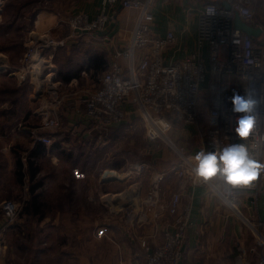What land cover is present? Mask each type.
Returning <instances> with one entry per match:
<instances>
[{
	"label": "built area",
	"instance_id": "built-area-1",
	"mask_svg": "<svg viewBox=\"0 0 264 264\" xmlns=\"http://www.w3.org/2000/svg\"><path fill=\"white\" fill-rule=\"evenodd\" d=\"M156 1L101 0L94 17L85 11H75L66 20L69 33L65 39L56 40L48 33L42 35L39 43L34 45L35 51L29 52L27 57L30 56L32 61L37 56L36 64L31 65L33 69L43 63L44 68L39 66L37 69L43 82L39 88L51 103L47 101L41 108L47 115L52 111L57 114L58 124L54 127L60 123L58 108L65 105L66 98L71 95L75 101L67 109L92 124L96 132L106 134L109 128L126 123L133 108V113L145 124L147 140L152 144L159 140L172 151L174 161L166 170L156 171L145 164L153 170L147 193L142 196L133 190L129 202L114 214L126 227L125 232L136 239V228H154L151 237L161 241L151 244L144 240L141 243L138 255L145 264H183L185 245L194 225L192 202L186 197L197 187L209 188L241 217L243 213L237 205L240 195L250 197L253 203L264 197V170L244 186L230 188L219 175L203 180L192 171L191 157L196 153L170 136L176 123L193 126L197 129V153L219 152L228 144L245 143L253 157L264 163V0H187L190 3L187 2L189 5L184 7V12L196 17L198 50L179 60L169 57V51L178 43L176 31L168 29L163 35L156 33ZM170 2L160 1L162 4ZM120 8L137 11L127 45L114 47L108 54L107 69L96 85L93 83L92 89L81 88L76 79L69 85V92L60 91L62 84L53 77V54L46 59L44 51L54 52L69 41L84 38L110 41L106 32L111 25L115 27ZM237 13L242 21L262 30L259 38L235 27ZM205 48L206 58L203 55ZM43 71H48L45 77L41 75ZM245 90L251 91L258 103L251 113L254 115L253 130L248 137L241 138L235 128L237 117L244 113L232 110L231 97L234 92L243 94ZM47 129L44 124L33 130V134L37 142L50 147L55 137L40 133ZM142 167L144 165H139L136 173L141 174ZM170 173L178 182L172 193L162 185ZM0 210L5 223L3 228L18 224L22 212L19 202L3 201ZM95 236L101 239L107 234L100 231ZM238 248L243 256L242 264H252L248 255L256 253L257 248ZM258 264H264L262 253Z\"/></svg>",
	"mask_w": 264,
	"mask_h": 264
},
{
	"label": "crops",
	"instance_id": "crops-1",
	"mask_svg": "<svg viewBox=\"0 0 264 264\" xmlns=\"http://www.w3.org/2000/svg\"><path fill=\"white\" fill-rule=\"evenodd\" d=\"M100 1L101 0L98 1L96 9H90V7H88L89 11L86 12L85 10V12L92 17L96 16ZM28 5L29 3H25L17 16L14 15V12L9 11L11 9L8 7L5 11H2L0 20L1 34L14 35L26 33V35L29 36H42L48 33L56 40L66 38L69 33L68 27L65 24L66 21L59 17L57 13L47 10L28 12ZM156 6L159 5L156 4ZM156 6L155 11L157 12L156 18L158 22V26H155L156 33L163 35L168 29H174L178 36L177 46L169 51V57L172 56L174 59L179 60L188 54L197 52V24L195 15L187 14L184 10L181 12V8L177 7L171 8V10L170 8H166L167 11H163L162 9L156 8ZM118 12L119 15L115 27L112 28L111 25L106 32L111 39L110 41H104L101 38H84L83 40L69 41L66 46L60 47L53 52L54 65H56V67L58 66L55 61L57 56H65L66 61L70 64V68L72 66V70L68 71L77 72L81 70V68L83 69V66H86V61L96 54L103 55L108 65V54L113 48H124L127 45L137 16V11L133 9L120 8ZM103 36L104 35L101 37ZM86 50L90 53L83 58L79 66L74 68L73 63L78 61L73 60H76L78 57L77 55L81 53V51L84 52ZM203 55L204 58H206V48L204 49ZM123 63L124 65L126 64L125 61ZM105 70L104 68H92V70L89 71H81L80 75L82 82L85 81V83L93 84L95 79L101 76ZM61 74L62 72L60 70V77ZM58 79L56 80L63 84L61 82L62 80L60 81ZM78 80L79 79H77V81ZM75 81L76 78H73L66 85L73 84ZM78 83L81 85L80 81H78ZM73 113L74 112H71L72 117L74 116L75 118L76 116V119L80 121L81 116L79 117V115ZM133 115H135V113H133V108H131L130 116L132 117ZM131 117H129V122H131ZM77 123H74V125L69 123L65 129L60 130L58 132L59 134L54 136L57 142H54L50 147L32 138L25 139L12 135L14 134V132H11L14 123L8 128V132L12 133L10 134L12 137H10L9 141L4 145L9 148L0 154V202L4 200V194L9 193L6 188L7 183L5 182L9 177L17 176L21 182L26 175L30 183L35 182V184L30 187L29 192L21 193V200L18 199L19 201H17L12 199L14 196L11 197L12 200L22 205L23 211L25 208H28L27 211L29 213L25 212L24 215L28 226L29 223H35V226L39 227L40 238L36 241L32 240V247L29 246L28 249L32 250V252L36 250V253L29 256L28 259H36L38 262H42V260L45 259L46 261L53 259L55 264H145L138 255L140 253L141 243L147 241L153 244L161 240H154L151 237L154 231L152 226L136 228L134 232L137 233V239L135 236L128 235L125 232L126 227L119 223L118 217L114 214L118 212L114 208L121 210L124 207V202H118L120 199L117 198V200H115L111 195L120 194L121 196L123 194H128L130 198L134 192L129 189H132L135 185L136 187L134 186L135 188L133 190L138 191V193L143 196L147 193L150 186L151 175L148 176L144 173L138 174L136 172H132L130 175H128L129 172L120 173L126 174L123 180L135 179L136 181L129 189H127V186L125 188V182L121 184L124 187L118 188V190L112 183L121 181L120 179L122 178L109 176V172L107 171L98 178V184L92 186L88 180L92 179L93 172L90 174L89 172H84V166L81 167L83 172H75L74 177L64 178L62 181L57 180L59 183L57 186L53 178L49 177L45 180V176H41V174L38 176L36 173L35 177L32 179L30 169L26 167L31 152L36 150L37 145L41 143L45 148L41 156L50 158L53 164L58 165L60 162H71L72 164L75 163L74 168H79L78 165L82 163L84 159V156L79 154V148H87V151L92 150L95 146V141L93 142L91 138L85 141L84 138L90 136L87 133L85 136L82 132H85L89 126H87L85 122H81L82 124ZM122 125L109 128L106 133L109 134L116 129L115 127ZM129 127L132 128L133 126L130 124L127 129ZM88 131L90 132L92 130L89 129ZM173 131L174 134H172ZM170 136L179 145L186 146L190 152L197 153L198 141L197 129L195 127L176 123ZM96 137H99V135L95 134V138ZM193 140L196 141V147L193 145ZM86 153V158H88L89 152ZM164 156V152L158 151V153H154V158L149 163L153 164L151 166L155 167L157 163L156 160L161 158L162 161ZM168 159L172 162L174 158L171 156L170 158L168 157ZM38 160L40 163V156L36 157V161ZM19 161H21L22 164V175L17 174V171L20 172ZM84 162L88 164L87 159ZM169 167V164L166 168L162 166L161 168L163 169L160 171L166 170ZM13 182L15 183L14 180ZM162 185L168 193L174 192L178 187L176 176L170 173L165 178ZM15 186L11 188L14 189ZM12 192V194H15L14 191ZM100 194L102 199L101 203L104 205L105 211L95 213L93 212L95 210L93 207H95L94 205H96L97 202H95L96 200L93 195ZM82 195L87 197H80ZM15 197L20 198L19 192H17ZM106 198L108 200H106ZM186 199L192 202L194 225L189 232L188 240L185 245L183 264H242L243 256L240 260L232 258L234 248L236 246H242L248 249L254 247L253 241L248 242L250 240V235L242 223L244 222L247 226L249 223L248 220L253 217L254 221H259L264 225V197H261L256 203H253L250 197L240 195L237 205L243 213V217L235 213L225 202L219 200L210 189L205 186L197 187ZM32 201H36L34 205L37 213L33 211L32 207L34 206L32 205ZM88 201L91 203V209H89L90 213L86 207ZM46 211H52L53 213H47ZM240 218L242 219L241 221ZM83 222L87 223V228H84L86 233L80 236L79 233L82 229ZM4 224V219L0 210V264H13L10 260V256L13 257L12 252L17 242V239H15L17 231L14 227L22 224L21 216L18 224L14 226L3 228ZM23 230L24 225L22 231ZM100 231H105L107 236L101 239L96 238L94 233ZM48 244L52 245L49 246ZM254 257V253L249 254V261H251L252 264H258V256H256V258ZM33 262L34 261L26 262L25 264H32Z\"/></svg>",
	"mask_w": 264,
	"mask_h": 264
},
{
	"label": "rangeland",
	"instance_id": "rangeland-1",
	"mask_svg": "<svg viewBox=\"0 0 264 264\" xmlns=\"http://www.w3.org/2000/svg\"><path fill=\"white\" fill-rule=\"evenodd\" d=\"M98 1L99 0H17L18 3H29L27 7L28 12L42 10L52 11L57 13L58 16L65 21L77 10H86V12H88V7H90V9H96L98 6ZM160 1L161 0H157L155 2V6L156 4H158L159 6H156V8L162 9L163 11H167L166 8H170L171 10V8L177 7L181 8V12H183L184 7L189 5L186 4L187 0H171L169 4L159 3ZM7 4L8 2H6V0H0V20L2 11H5L7 9ZM9 11L13 12L12 10ZM155 13L157 12L155 11ZM156 23L158 26V22ZM40 37L41 36L39 35L29 36L26 35V33L14 35H6L0 33V154L8 150L9 147L4 144L9 141V138L12 137V135L23 137L25 139L32 138L34 140L35 135L33 134V130L39 127L42 128L44 124H46L48 126V131H41L40 133L51 135L53 137L59 134L58 132L60 130L65 129L66 126L69 125V123H72L74 125V123L77 122L80 124H82L81 122H85L89 127L85 130V132L82 133L85 136L87 133L90 137H86L84 139L85 141H87V139L89 138L93 139L92 141H95V146L92 150L89 151H87V148H79V154H81V156H84V159L82 160L83 162L78 165L79 168H74L75 163L72 164L71 162H60L58 163V165H55L52 163V160L50 158H46V156H40V163L39 160L36 163L38 176L40 174L41 176H45V180L51 177L55 180V185L58 186V181H62L64 178L74 177L75 172H83L81 167L85 166L84 172H89V174L93 172L92 179L88 180L90 181V185L93 186L94 184H98V178L102 176V174L104 175V172L107 171L109 172V176L122 178L120 179L121 181H115L112 183L116 189L123 188L124 186L121 184H124L125 182V188L127 186V189H129L135 184L136 180H123L126 174L120 173L129 171L137 172L138 166L144 165L141 170L143 171L142 173L148 176L152 175L153 170L151 169V167H148L145 164H148L150 166L153 165L149 162L154 158V153L156 154L158 153V151L164 152L165 156L164 158H162V161L161 158L159 160H156L157 163L155 167L152 166L156 171H160L161 169H163L161 168L162 166L166 168L168 164L171 165V163H173L168 159V157H173V153L164 143L157 140L154 144H152L147 140L145 124L136 113L132 117L130 116L132 118L131 122L127 121L128 123H124V125L122 126L115 127L116 129H114V131H112L111 133H96L97 130L92 127V124H88V121H85L83 118H81V120L79 121V119H76V116L75 118L74 116L72 117L71 110L67 109V106L70 107V104L75 100L70 95L68 98H66L68 99V101L65 103V105L58 108L57 112L60 123L59 126L54 127V125L58 124L56 123L57 114L52 111L50 115H47L44 113V111H42L41 108L47 105V101L51 103L50 100H46L44 98L42 90L39 88L40 84H43V82H41V77L38 76L37 69L39 68V66H43V63L37 65V67L33 69L31 65L36 64L35 62L37 60V56L35 55L32 61L30 60V56L29 58L27 57L29 52L35 51V49H33L35 47L34 45L35 43H39V40L41 39ZM50 37L54 38L52 35H50ZM89 53L90 52L88 50L84 52L81 51V53L77 55L78 57L76 58V60H73L78 61L73 63L74 68L79 66L82 63L83 58L88 56ZM51 54H53V52L50 50L44 51L46 59H48L49 55ZM55 61L57 62L60 69L58 68V66H54V78L58 79L60 77V70L62 73H65L68 70H72V66L70 68V64L66 61L65 56H57L55 58ZM47 72L48 71H43L41 75L45 77L47 75ZM98 78H100V76L95 79L94 84L97 83ZM80 82L81 85L79 86L84 89H92L96 85L92 83H85V81L82 82V79L80 80ZM46 83L47 81L44 84ZM70 89L71 87H69V85H66L65 83H63L59 87V90L64 93L69 92ZM52 107L53 105L51 106V108ZM44 117H46V120H44ZM13 123V130L11 132H14V134L8 132V128H10ZM130 124L133 127H129L127 129ZM89 129H91L92 131L89 132ZM95 134L99 135V137L95 138ZM172 134H174V131L172 132ZM55 140L56 139H54V142H57ZM193 145H195L196 147L195 140H193ZM86 152H89L88 158H86ZM86 159L88 160V164L84 162ZM26 167L28 169V163ZM17 174L22 175V173H19V171H17ZM13 180L15 181V183L13 182ZM5 182L7 183L6 188L9 193L4 194L5 197L2 201H6L5 199H15L17 201L21 200V193L29 192L30 187L35 184V182L30 183L29 178L26 175L21 182L19 181V177L17 176L9 177ZM11 185L16 186L14 187V189H12ZM134 186L129 190L133 191V189L136 187ZM12 191H14L15 194H12ZM17 192H19L20 198L15 197L17 195ZM13 196L14 198L11 199V197ZM93 196L96 200L95 202H97V204L94 205L95 207H93L95 209L93 212L96 213L105 211V207L101 203V194ZM80 197L86 198L87 196L82 195ZM128 198V194H123L122 196H120V200H118V202L123 201L124 204H127V202H129ZM86 207L88 208V212L90 213L89 209H91V203L89 201L86 204ZM114 209L116 211L120 210L116 208ZM52 211L46 212L53 213ZM22 213L23 209L20 215L22 224L16 225L14 227L17 231V235L15 237V239H17V242L15 243V248L12 252L13 257L10 256V260L13 262V264H25L26 262L30 261H34L32 264H55L53 259L48 261H46L45 259L42 260V262H38V260L36 259H28L29 256H32L36 253V250L32 252V250L28 249L29 246L32 247V240L36 241L40 238L39 227L35 226V223H29L28 226V223H26V218ZM241 220L242 219L240 218V221ZM248 222L250 226L248 224L247 226L249 227H247L244 222L242 224L247 229V232L250 235V240L248 242L253 241L254 247L257 248L256 253H254V258L258 256L259 260L260 253L264 255V243L262 242V240L264 239V225H261L259 221H254L253 217L250 218ZM86 224V222H83L82 229L79 233L80 236L86 233V230H84V228H87ZM251 224L254 226H252ZM23 225L25 231H22ZM96 234L97 232L94 233V235ZM260 243L262 245H259ZM48 245L50 246L52 244Z\"/></svg>",
	"mask_w": 264,
	"mask_h": 264
},
{
	"label": "clouds",
	"instance_id": "clouds-1",
	"mask_svg": "<svg viewBox=\"0 0 264 264\" xmlns=\"http://www.w3.org/2000/svg\"><path fill=\"white\" fill-rule=\"evenodd\" d=\"M234 112H242L237 117L235 131L241 138L250 135L254 127L253 110L258 103L251 91L245 90L243 94L234 92L231 97ZM195 176L209 180L219 175L224 183L231 187L248 185L264 170V163L253 157L249 146L245 143H231L224 146L219 152L200 151L191 157Z\"/></svg>",
	"mask_w": 264,
	"mask_h": 264
},
{
	"label": "trees",
	"instance_id": "trees-1",
	"mask_svg": "<svg viewBox=\"0 0 264 264\" xmlns=\"http://www.w3.org/2000/svg\"><path fill=\"white\" fill-rule=\"evenodd\" d=\"M6 2H8L6 8L7 7L10 8L14 12V15H16V16L19 14V11H21V9L25 5V3H22V2L18 3L17 0H6ZM12 8H14V9H12ZM261 39L263 40V38H261ZM106 67H107V64L105 62V59H104L103 55L96 54L93 57H90L86 61V66L85 67L83 66V69L81 68V70H78L77 72L68 71V72L62 73L61 77H59L58 80H60V81L62 80L61 82L65 83V84H67L73 78L79 79L78 81H80V79H81L80 72L81 71H83V70L89 71V70H92V68L93 69L94 68L95 69L104 68V70H105ZM44 149H45L44 146L40 143V144L37 145V149L31 152V156H30V158L28 160V164H29L30 173L32 175L31 176L32 179L35 177V175L37 173L36 157L41 156L43 154V152H44ZM21 167H22V164H21V161H19V168H20V172L19 173H21ZM32 189H34V188H32ZM34 204H36V201H32V205L34 206L32 208H33V211L35 213H37V210H35V205ZM27 209L28 208H25V210L22 213L23 215H25V212L29 213L27 211Z\"/></svg>",
	"mask_w": 264,
	"mask_h": 264
},
{
	"label": "water",
	"instance_id": "water-1",
	"mask_svg": "<svg viewBox=\"0 0 264 264\" xmlns=\"http://www.w3.org/2000/svg\"><path fill=\"white\" fill-rule=\"evenodd\" d=\"M224 5L227 8H230V5L224 2ZM235 27L246 32L248 35L253 36L255 38H259L261 35L262 30L260 28H255L244 21L241 20L240 15L237 13L235 17ZM242 257L241 250L236 246L234 248V253L232 254V258L235 260H240Z\"/></svg>",
	"mask_w": 264,
	"mask_h": 264
},
{
	"label": "bare ground",
	"instance_id": "bare-ground-1",
	"mask_svg": "<svg viewBox=\"0 0 264 264\" xmlns=\"http://www.w3.org/2000/svg\"><path fill=\"white\" fill-rule=\"evenodd\" d=\"M37 58V57H36ZM36 60V59H35ZM135 194H137V192L135 193ZM120 196V194H117V195H111V197H113L115 200H117V198H120L119 197ZM122 196V195H121ZM106 200H108L107 198H106ZM264 240V239H263ZM262 240V242L264 243V241Z\"/></svg>",
	"mask_w": 264,
	"mask_h": 264
}]
</instances>
